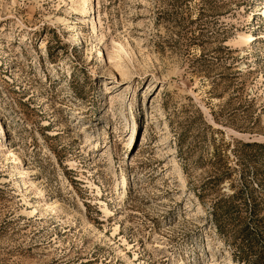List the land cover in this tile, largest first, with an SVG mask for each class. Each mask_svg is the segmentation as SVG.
<instances>
[{
    "label": "rangeland",
    "instance_id": "rangeland-1",
    "mask_svg": "<svg viewBox=\"0 0 264 264\" xmlns=\"http://www.w3.org/2000/svg\"><path fill=\"white\" fill-rule=\"evenodd\" d=\"M0 126V264H264V0H0Z\"/></svg>",
    "mask_w": 264,
    "mask_h": 264
},
{
    "label": "bare ground",
    "instance_id": "bare-ground-1",
    "mask_svg": "<svg viewBox=\"0 0 264 264\" xmlns=\"http://www.w3.org/2000/svg\"><path fill=\"white\" fill-rule=\"evenodd\" d=\"M88 9H89L90 11L87 12V14H88V13H92V7H91L90 5H89ZM91 20H92V22L95 21L94 18H93V16H91ZM77 41H78L79 43H80V41H81L80 34H79L78 32L76 33V37L73 38L72 42H77ZM97 56L103 57V53H102V52H99V53L97 54ZM0 130H1L3 133L6 132V131L4 130V128H2L1 126H0ZM121 180H122V184L126 182V178H125V177H123ZM18 183L20 184V181H18ZM123 193H125V191H123Z\"/></svg>",
    "mask_w": 264,
    "mask_h": 264
}]
</instances>
